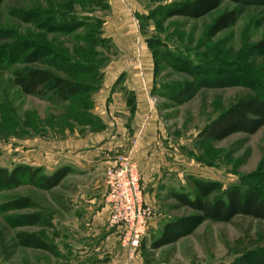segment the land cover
Here are the masks:
<instances>
[{"label": "rangeland", "instance_id": "rangeland-1", "mask_svg": "<svg viewBox=\"0 0 264 264\" xmlns=\"http://www.w3.org/2000/svg\"><path fill=\"white\" fill-rule=\"evenodd\" d=\"M192 1L0 3V171L28 167L39 170L36 179L66 171L48 190L21 174L20 184L0 190V264H264V222L245 216L205 220L151 247L166 224L199 215L174 197L193 199L196 183L214 187L210 200L231 188L264 200V125L219 141L199 137L236 103L264 99V48H256L264 5L222 1L197 19L170 15ZM231 11L236 22L209 35ZM26 68L80 91L66 102L24 95L13 74ZM189 85L191 99L175 103ZM121 159L153 208L133 259L104 201L105 172ZM29 236L47 249L26 247Z\"/></svg>", "mask_w": 264, "mask_h": 264}, {"label": "trees", "instance_id": "trees-1", "mask_svg": "<svg viewBox=\"0 0 264 264\" xmlns=\"http://www.w3.org/2000/svg\"><path fill=\"white\" fill-rule=\"evenodd\" d=\"M2 1L0 0V3ZM222 1L243 5H264V0H195L180 5L170 15L197 19L217 8ZM236 20L237 13L235 11L223 14L215 20L208 34L214 36L233 25ZM256 48H264V41L256 45ZM36 60V56L30 57V61ZM13 83L24 95L40 98L52 96L60 102L68 101L80 91L78 85L41 69L17 70L13 74ZM193 95L194 88L189 85L179 94L173 96L172 99L175 103L181 104L191 99ZM263 125L264 99L240 101L209 123L199 133V137L206 141H219L235 133L252 134ZM39 173V170L28 167L18 168L10 174L0 171V190L11 184H20L19 174L27 176L29 184L45 190L56 187L66 175L65 170H60L50 177L36 179ZM195 187L196 195L193 199L183 195H175L174 197L180 204L197 211L199 215L176 219L166 224L161 236L152 243V249H158L176 242L179 238L188 235L205 220L226 223L236 216H245L264 222V200L255 192L242 193L238 188H231L226 192L225 199L214 198L210 200L214 191L211 184L196 183ZM23 241L26 247L47 249L46 244L38 237L29 236Z\"/></svg>", "mask_w": 264, "mask_h": 264}, {"label": "built area", "instance_id": "built-area-1", "mask_svg": "<svg viewBox=\"0 0 264 264\" xmlns=\"http://www.w3.org/2000/svg\"><path fill=\"white\" fill-rule=\"evenodd\" d=\"M117 162L105 172L104 201L108 222L122 229L121 245L133 259L151 222L153 208L145 201L135 168L126 159Z\"/></svg>", "mask_w": 264, "mask_h": 264}, {"label": "crops", "instance_id": "crops-1", "mask_svg": "<svg viewBox=\"0 0 264 264\" xmlns=\"http://www.w3.org/2000/svg\"><path fill=\"white\" fill-rule=\"evenodd\" d=\"M109 91H110V90H109ZM111 92H113V90H112ZM113 93H115V92H113ZM113 93L111 94V97H113V99H115L116 97H114V96H115L117 93H115V94H113ZM116 106H117V105H116ZM120 107H121V106H120ZM120 107L118 106V108H120ZM137 113H138V110H137ZM140 132H142V130H140L139 133H140ZM144 133H146V132H143L142 134H144ZM140 134H141V133H140ZM109 135H110V134H109ZM133 135H135V129H134ZM144 135H145V134H144ZM144 135H143V136H144ZM148 136H150V135H148ZM148 136H147V137H148ZM104 137H107V136H104ZM144 137H145V136H144ZM142 139H143V138H142ZM144 139H145V138H144ZM144 139H143V140H144ZM145 141H146V140H145ZM145 141H143V142H145ZM146 145H147V144H146Z\"/></svg>", "mask_w": 264, "mask_h": 264}]
</instances>
